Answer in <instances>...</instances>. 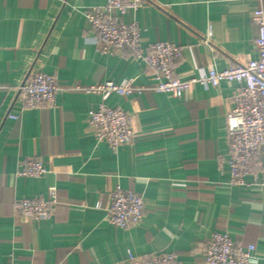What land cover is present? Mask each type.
Wrapping results in <instances>:
<instances>
[{
	"label": "crops",
	"instance_id": "crops-1",
	"mask_svg": "<svg viewBox=\"0 0 264 264\" xmlns=\"http://www.w3.org/2000/svg\"><path fill=\"white\" fill-rule=\"evenodd\" d=\"M105 0H0V264H129L168 252L173 264H207L201 249L213 232L254 246L264 264V174L231 182L226 114L235 81L194 83L182 97L143 90L104 101L131 115L133 140L111 149L87 125L101 102L86 87L106 80L153 82L130 53H104L93 42L85 11ZM264 0H146L127 18L143 46L169 41L181 51L174 76L196 77L256 57L253 11ZM43 71L60 86L52 106L21 109L16 87ZM10 113L18 115L11 119ZM47 171L21 177L27 159ZM142 195L141 222L120 228L105 220L109 191ZM47 219L16 211L20 198L49 197Z\"/></svg>",
	"mask_w": 264,
	"mask_h": 264
},
{
	"label": "built area",
	"instance_id": "built-area-1",
	"mask_svg": "<svg viewBox=\"0 0 264 264\" xmlns=\"http://www.w3.org/2000/svg\"><path fill=\"white\" fill-rule=\"evenodd\" d=\"M144 3L146 0H105L102 5L85 11L97 48L104 53H130L131 58L144 63L153 79L147 87L136 86L130 79L106 80L86 87H74L86 93L101 95L98 107L87 113L89 130L97 140L105 142L113 150L133 140L131 115L104 102L111 93L126 97L147 89L182 97L194 83L217 86L222 80L235 81L238 88L232 96L234 107L226 114L231 182L242 183L243 176L254 169L262 170L264 174V10L258 7L251 14V21L257 29L253 41L257 53L255 58L221 70L209 68L196 77L181 79L174 76L181 54L180 48L169 41L141 45L136 22L127 18L131 11ZM59 89L60 86L52 75L34 71L20 81L16 94L21 109L40 108L54 105ZM8 117L16 119L18 115L10 113ZM46 171L39 159L30 158L16 170V175L39 177ZM48 194L46 200L16 199L13 207L28 219H47L55 202L54 187L48 188ZM109 199L106 222L120 228H129L141 222L144 215L141 194L115 185L109 191ZM253 250L252 244H236L227 233L216 231L208 238L200 254L207 264H252ZM128 262L173 264L174 256L172 253L162 252L144 259L128 252ZM9 264H14V261Z\"/></svg>",
	"mask_w": 264,
	"mask_h": 264
}]
</instances>
